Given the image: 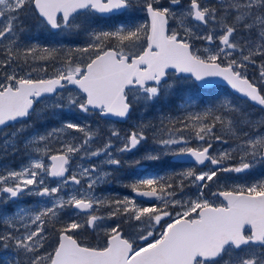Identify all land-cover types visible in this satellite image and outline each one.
I'll return each mask as SVG.
<instances>
[{"label": "snow or ice", "instance_id": "6c2138e0", "mask_svg": "<svg viewBox=\"0 0 264 264\" xmlns=\"http://www.w3.org/2000/svg\"><path fill=\"white\" fill-rule=\"evenodd\" d=\"M112 17L116 24L100 26ZM32 26L55 44L25 40ZM57 61L49 75L46 65ZM39 62L43 75L34 78ZM249 66L259 69L255 79ZM212 78H220L224 90L207 100L178 94L182 81ZM45 96H56L54 111L114 122L162 97L170 111L124 137L111 128L94 148L102 130L91 125L65 120L58 128L29 130L34 105ZM237 96L259 106L258 118ZM17 123L21 127L5 131ZM0 137L4 152H15L23 138L28 157L26 166L0 172V246L15 257L5 264H220L225 254L223 264H264V179L213 190L221 173H246L264 163V0H0ZM150 138L153 146L132 164L172 155L191 158L194 166L138 177L126 185L131 197L97 196L112 176L105 166L123 163L116 153ZM229 140L234 147L212 153L213 142ZM77 158L87 163L73 167ZM185 188L196 191L185 198ZM24 195L45 198L44 206L9 211ZM113 218L120 222L105 226ZM124 224L133 231L126 233ZM98 229L95 245L81 240Z\"/></svg>", "mask_w": 264, "mask_h": 264}, {"label": "rangeland", "instance_id": "374dc122", "mask_svg": "<svg viewBox=\"0 0 264 264\" xmlns=\"http://www.w3.org/2000/svg\"><path fill=\"white\" fill-rule=\"evenodd\" d=\"M162 3H167V0H161ZM183 4L187 3V0H182ZM170 25L174 26V23L170 21ZM34 27V26H33ZM34 31L28 32L26 36L24 37L25 40H27L29 37L36 38L38 37L40 40H36V42L40 43L41 45H48V44H55V41L52 42L51 39L46 37L45 35H42V32L39 28L34 27ZM72 40L71 38H69ZM73 44L76 43H81L82 38H77L74 39ZM64 44H68L66 42H63ZM196 47H202L204 46L203 41H195L194 42ZM218 43V41H217ZM60 67L59 65L52 66L53 73L54 71ZM40 66L36 67V71L33 72V77L34 78H40L43 75V71L41 72ZM29 69H25V71H28ZM39 74V75H37ZM247 74L250 79H255L259 75V69L258 67L255 66H249L247 69ZM190 81V80H189ZM182 85L187 86V81H182ZM218 92H199V93H193L189 88L185 92H183V95H189L193 96L196 100H199L201 98L207 100L211 98L212 96L216 95ZM63 95L67 96V91L63 92ZM56 99V96L53 97H48L42 99L40 102H38L35 106V110L32 113L31 118L28 120V124L31 126L29 129L30 131H40L43 132L45 130H50L52 128H58L61 126L62 122L65 120H72L75 123H81L85 125H91L93 129H98L102 130L100 135L97 137L96 142L94 143L93 147L97 146H102L103 143H105L110 135V129L115 128L120 131L121 137H124L127 135V133L131 132L133 129V126L137 125L141 121L148 122L151 121L152 123H158L159 121V116L160 113L156 114V118L148 117L147 116V109L144 107L138 108L137 111V116L134 118H130L125 124L123 125H118L113 122L106 121V123H98V120H95L91 115L85 116V114L80 113L77 110H74L73 112H68L67 110L60 112L58 110L54 111L51 108L52 102ZM140 106V105H139ZM142 106V105H141ZM241 108H244L245 106L239 105ZM255 107L253 109H249L247 112L253 113L254 118H258L259 113L255 112ZM190 111H196L195 106L189 109ZM257 110V109H256ZM175 114H181L182 113H175ZM15 127H21V124L15 125ZM15 127H10L6 132H11L13 128ZM74 135L79 136L81 134L79 133H74ZM151 135V134H149ZM2 139V137H0ZM112 142L116 147L120 146V141H118L116 138H112ZM195 142V141H193ZM152 144V141H147L143 146H141V151L137 153L136 155H129L128 153H116L118 155L123 163L122 165L118 168L113 170L112 168H109L108 166H105L106 171L112 172V176L109 178V182L104 183L100 186L97 187L96 189V195L97 196H106V197H112V198H120L123 199L124 197H131V190L130 188L126 187V185L134 182L138 177H147V176H154V175H164V174H172V173H178L180 171L186 170L190 167L193 166H180V165H173L170 163L169 158L172 155L165 156L162 160L157 161L158 163V170L157 173L156 171H151L153 170V167H155L154 162L152 161H144L140 165H134L131 162L135 161L136 159L140 158V156L143 154V152L147 149L150 148V145ZM195 146V143H194ZM234 143L229 140L228 144H217L214 145L212 148V153L218 154L221 151L227 150L229 148L234 147ZM22 152H21V151ZM113 152L115 153V148L113 149ZM11 157V159H10ZM8 158L9 161V168L7 170L11 169H20L28 163V157L26 155V151L24 148L23 144V138L21 140L17 141V150L13 152L11 149H9L8 152H4L2 150V143H0V172H1V165H5L3 163V159ZM238 161V157H236V160L233 161H225V165L232 164ZM12 162V163H11ZM97 162V161H94ZM156 162V161H155ZM73 167L77 163L85 164L87 163L86 161H80L78 158L74 160L73 162ZM4 172V171H3ZM259 179H264V163H258L254 168L250 169L246 173H221L220 174V179L218 184L213 185V190L215 191L217 187H223L225 185L232 187L238 184H244V183H252L255 182L256 180ZM54 186V184H53ZM195 188H185V198L191 197L195 193ZM210 195V194H209ZM44 200L45 198L37 197V196H29V195H24L23 198L17 202H14L13 204L10 205L8 208L9 211L12 209L19 207H25V208H30L32 205L36 204L38 208H41L44 206ZM26 201H29L28 204H25ZM137 201V200H136ZM138 203H143L140 201H137ZM34 203V204H33ZM32 204V205H30ZM33 207V209L35 208ZM120 221L117 218H113L111 220H106L104 222L105 226L108 225H115L116 223H119ZM124 231L126 233H131L133 230L129 228L127 224L123 225ZM103 229H98L97 232H93L97 235V242L100 238V235L102 234ZM99 237V238H98ZM240 255H243L244 253L242 252L239 253ZM235 255V253H234ZM228 255L225 254V256L222 258L221 263L223 264V260L228 259Z\"/></svg>", "mask_w": 264, "mask_h": 264}, {"label": "trees", "instance_id": "16d2710c", "mask_svg": "<svg viewBox=\"0 0 264 264\" xmlns=\"http://www.w3.org/2000/svg\"><path fill=\"white\" fill-rule=\"evenodd\" d=\"M30 25L31 24H33V22L32 21H30V23H29ZM112 25H114V24H111V22H110V20H108V19H101V21H100V26H102V27H109V26H112ZM42 35H45L46 37H48L49 39H51L52 40V42L53 41H55V40H53L51 37H49L48 36V34L47 33H45V32H42ZM72 40H74V39H77V38H71ZM44 45V44H43ZM64 46H65V49H67V47H68V44H64ZM61 56H63L64 55V53H61L60 54ZM56 66V65H59L60 66V64H59V61H57L55 64L53 63V62H49L47 65H46V67H47V71H48V74L49 75H51V74H53V70H52V66ZM37 66H40V68L41 69H43L44 67H45V64L43 63V62H39L38 63V65ZM40 69V70H41ZM41 72H42V70H41ZM37 75H39V74H37ZM38 78V77H37ZM187 88H189L193 93H199V92H214V91H217V92H220V91H222V90H224V88H221V87H215V88H213V89H211V90H199L198 88H196L195 87V85L193 84V83H191L189 80L187 81V86H184V85H182V84H180V93H178V94H180V95H183L182 93L183 92H185L186 90H187ZM175 95H177V94H174V97H175ZM235 100H236V103L238 104V105H243V106H245L243 109L245 110V111H248L249 109H253V107H251L246 101H243V100H239L238 98H236L235 97ZM172 103H175V99H173L172 100ZM141 107H143V106H139V105H137L136 106V108H135V111L132 113V115H131V117L132 118H134V117H136L137 116V111H138V108H141ZM146 109V108H145ZM161 111H163L165 114H167L169 111H170V109H169V106L165 103V98H161V101L159 102V103H157L155 106H153V107H151V108H147V116L149 117H152V118H156V114L157 113H161ZM255 112L256 113H259V110L257 109H255ZM173 114H175V113H173ZM95 120H100L99 118H98V116L97 115H95V114H93V115H91ZM130 117V118H131ZM151 136V135H150ZM151 140V138L148 140V141H150ZM194 143L195 142H193V146H194ZM217 144H222V143H219V142H213V146L214 145H217ZM153 146V145H152ZM151 146V147H152ZM34 204V203H33ZM30 205H32V204H30ZM36 204H34V205H32L30 208H32L33 209V207L35 206ZM36 208H38L37 206H35V208L34 209H36ZM65 221L68 219V217H64L63 218ZM81 238V240L82 241H84V242H86V243H90V244H93V245H95L96 243H97V236L95 235V234H93V232H91V231H88V232H85V233H83V235L80 237ZM99 238V237H98ZM50 243H51V238H50V241H49ZM9 257H12L13 259L15 258L14 257V252H13V249L12 248H8V249H5V248H3L2 246H0V264H5V260L7 259V258H9Z\"/></svg>", "mask_w": 264, "mask_h": 264}, {"label": "water", "instance_id": "95a60500", "mask_svg": "<svg viewBox=\"0 0 264 264\" xmlns=\"http://www.w3.org/2000/svg\"><path fill=\"white\" fill-rule=\"evenodd\" d=\"M197 87L201 88V89H208V88H212L213 86H223L222 84V81L220 78H212L211 80L208 81L207 84H199L197 82H194ZM45 97H48V96H45ZM238 98H240L239 96H237ZM44 98V97H43ZM42 99V98H41ZM242 100H245L243 98H240ZM251 104V102H249ZM252 105V104H251ZM253 106V105H252ZM254 107H257L259 108V106H254ZM109 120H112L113 119H109ZM126 120H121V121H118L119 123H123L125 122ZM136 149H134L133 151H135ZM132 151V152H133ZM171 162H175V163H179V164H193V161L191 160V158H188V157H176V156H172L171 159H170ZM197 167H201L199 165H195ZM131 196H134V193L131 192ZM136 200H139V201H142V202H145V203H149V201H146L145 198H142V197H136Z\"/></svg>", "mask_w": 264, "mask_h": 264}, {"label": "flooded vegetation", "instance_id": "af4514ba", "mask_svg": "<svg viewBox=\"0 0 264 264\" xmlns=\"http://www.w3.org/2000/svg\"><path fill=\"white\" fill-rule=\"evenodd\" d=\"M109 19H111L112 20V22L114 23V22H116L117 20H119V18L118 17H112V18H109ZM5 130H7V129H5ZM21 151V150H20ZM22 152V151H21ZM10 159H11V157H10ZM9 159L8 158H4L3 159V163L5 164V165H1V172H3V171H6V169L7 168H9ZM12 163V162H11ZM23 198V196L22 197H19V198H17L14 202H17V201H19V200H21ZM13 202V203H14ZM27 202H29V201H27ZM13 203H11V204H13ZM11 204H9V206H8V208L10 207V205ZM0 228H2V225H0ZM241 254H242V252H240ZM221 263V262H220Z\"/></svg>", "mask_w": 264, "mask_h": 264}]
</instances>
